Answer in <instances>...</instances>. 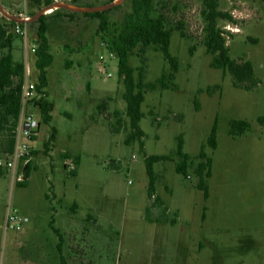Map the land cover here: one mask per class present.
Instances as JSON below:
<instances>
[{"label": "rangeland", "instance_id": "rangeland-1", "mask_svg": "<svg viewBox=\"0 0 264 264\" xmlns=\"http://www.w3.org/2000/svg\"><path fill=\"white\" fill-rule=\"evenodd\" d=\"M111 2L0 0L6 12L0 13V27L12 36L11 48L0 49V57L11 51L23 64L21 92L38 82L41 25L34 21L42 16L52 26L48 85L37 91V99L52 106L50 123L41 122L34 101L21 100L16 123L0 114V157L23 115L33 113L41 124L27 169L18 166L0 177V264L32 262L25 260L24 244L31 237L56 239L51 222L63 237L60 253L66 264H264V123L257 121L264 119V0H219V10L231 17L217 22L230 56L253 66L256 84L250 90L234 87L229 74L210 67L201 0H153L152 16L162 15L172 31L170 52L178 71L172 79L154 46L139 45L130 54L134 78L141 75L145 85L143 149L138 141L128 142L117 56L107 49L99 21L83 14ZM131 3L104 10L110 30L130 15ZM10 16L25 21L14 24ZM231 120H246L250 129L233 139ZM214 123L217 148L212 150L207 139ZM179 135L191 158L203 151L212 159L207 200L195 187L197 159L186 176L175 171ZM150 155L173 158L154 165L152 198L144 163ZM9 209L28 216L37 234L5 232ZM40 250H30L34 264H59L56 254L38 258Z\"/></svg>", "mask_w": 264, "mask_h": 264}, {"label": "trees", "instance_id": "trees-1", "mask_svg": "<svg viewBox=\"0 0 264 264\" xmlns=\"http://www.w3.org/2000/svg\"><path fill=\"white\" fill-rule=\"evenodd\" d=\"M39 3V0H35ZM114 1V0H111ZM127 1V0H124ZM203 5V18L205 21V40L204 47L208 54L212 56L210 67L212 69L220 70L223 74L227 73L231 76L233 86L243 90H250L255 86L254 70L251 62L236 61L230 54L229 49L225 44L223 32L218 28L217 22L220 19L230 20L231 17L228 13L219 10V0H201ZM153 0H132L131 13L122 21L117 29L113 31L109 28V20L105 17L106 11H86L83 14L89 18L99 21V30L104 33L106 37L107 49L117 56V76L121 79L124 91L122 98L126 105V116L129 119L130 135L128 142L138 141L141 149L144 147L143 138L144 132L140 128V121L144 117L141 110V105L145 100V85L142 81L141 75L139 80L134 78V71L129 64V57L132 50L141 46L146 48L154 46L160 52L164 60L168 63L172 72L171 78L174 79L178 71V60L172 56L170 52L171 43V29L166 27L165 20L162 15L152 16ZM41 16L34 22L40 23L41 27L37 29V37L39 43L35 50L36 61L35 68L38 71V82L35 85L38 92L42 93L44 88L48 85L47 67L52 62V56L47 52L48 50V37L51 30V25L43 21ZM12 23L16 21L11 20ZM21 24V23H20ZM12 36L5 35V31L0 27V49L11 48ZM24 66L20 62H15L11 51L0 57V114L4 117H11L14 123L18 121L20 110L22 106L21 99V86L23 83ZM18 77L19 83L14 84V78ZM35 106L39 110L41 122L49 124L51 121L52 106L45 98L35 102ZM259 123H264V119L257 120ZM250 129V123L246 120H231L229 122L228 135L235 139ZM56 130L50 138V142H54ZM15 145V134H13L9 149L11 152ZM207 145L212 150L217 147L216 141V123H214ZM35 152L32 151V154ZM174 156L178 158L175 164L176 173L186 176L189 165L192 160L197 159L198 164L194 170L197 178L195 187L203 194V199L208 198V179L211 176L212 159L208 157L203 151L199 153L197 158H191L183 151V137L178 136L177 148ZM65 158L70 157L68 154ZM172 156L168 155H150L144 157L145 171L148 177L147 195L149 198L155 196V185L157 176L154 172V165L159 162L172 161ZM76 164L79 158L76 157ZM29 165V164H28ZM27 165V166H28ZM27 166L25 169H27ZM4 171L0 168V177ZM156 200H158L156 198ZM51 230L58 237L59 243L57 250L59 252L60 264H66L64 258L61 256V243L63 237L59 229L49 224Z\"/></svg>", "mask_w": 264, "mask_h": 264}, {"label": "built area", "instance_id": "built-area-1", "mask_svg": "<svg viewBox=\"0 0 264 264\" xmlns=\"http://www.w3.org/2000/svg\"><path fill=\"white\" fill-rule=\"evenodd\" d=\"M16 33L23 35L18 26L15 28ZM264 85V78L261 80ZM38 93L35 84L28 85L21 94L23 103L36 102ZM40 121L33 113H26L21 117L20 125L14 132L15 145L11 152L5 153L0 157V168L3 171H9L21 166L25 168L33 159L32 143L37 137L40 129ZM20 180V179H18ZM28 216L21 214L15 209H9L3 223V230L6 231H23L29 225Z\"/></svg>", "mask_w": 264, "mask_h": 264}, {"label": "crops", "instance_id": "crops-1", "mask_svg": "<svg viewBox=\"0 0 264 264\" xmlns=\"http://www.w3.org/2000/svg\"><path fill=\"white\" fill-rule=\"evenodd\" d=\"M262 118V117H260ZM258 118V119H260ZM257 119V120H258ZM56 138V136H55ZM36 141V138L35 140L33 141V143ZM33 147V146H32ZM217 148V147H216ZM33 149H35L33 147ZM62 153H70L69 151H61ZM71 154V153H70ZM14 170V169H12ZM7 172V171H6ZM4 175H7V173H4L2 176ZM1 176V177H2ZM13 176H14V179L17 180V179H21V176H16V173H13ZM211 176H212V170H211ZM210 176V178H211ZM209 178V179H210ZM208 179V181H209ZM208 198H209V186H208ZM207 198V199H208ZM29 218V217H28ZM57 228V227H55ZM58 229V228H57ZM52 231V230H51ZM20 233H22V235H28V233L30 234H37V227L36 225L34 224L33 221H30L29 222V225L26 226V228L23 230V231H20ZM52 233L55 235L56 239H53L52 241H49V238H36V237H31L34 238L32 240V242L29 240V242H26V244H24L25 246H27V253H29V255H26V259L25 260H28V259H32V262H30L29 264H34V261H33V258L30 257V250H40V249H43V250H40L39 251V255L38 258L40 259H46V258H53L55 257V254L57 255L58 259H59V252L57 250V247H58V243H59V240H58V237L56 236V234L52 231ZM29 234V235H30ZM43 244L42 246H36L38 242H40ZM36 246V247H35ZM29 250V251H28ZM57 264V263H55ZM59 264H60V260H59Z\"/></svg>", "mask_w": 264, "mask_h": 264}, {"label": "water", "instance_id": "water-1", "mask_svg": "<svg viewBox=\"0 0 264 264\" xmlns=\"http://www.w3.org/2000/svg\"><path fill=\"white\" fill-rule=\"evenodd\" d=\"M123 1L124 0H115V1H113L110 4H107L105 6H102V7H99V8H94V9L87 10V11H89V12H95V11L109 10V9L114 8L116 5H118L119 3L123 2ZM59 6H64V5L60 4ZM66 8H69V6H67ZM0 13L3 14V15H6L5 10L1 6H0ZM10 19L11 20H14V21H16L18 23L25 21V20H20V19L13 18L11 16H10Z\"/></svg>", "mask_w": 264, "mask_h": 264}, {"label": "bare ground", "instance_id": "bare-ground-1", "mask_svg": "<svg viewBox=\"0 0 264 264\" xmlns=\"http://www.w3.org/2000/svg\"><path fill=\"white\" fill-rule=\"evenodd\" d=\"M52 10H53V9H51V8H50V9H47L44 13L47 14V13H49V12L52 11Z\"/></svg>", "mask_w": 264, "mask_h": 264}]
</instances>
